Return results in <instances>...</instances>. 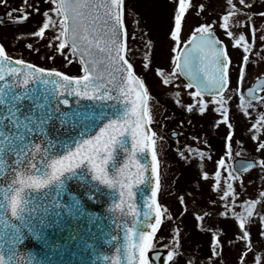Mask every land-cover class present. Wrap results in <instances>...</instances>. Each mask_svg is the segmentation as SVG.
Masks as SVG:
<instances>
[{
    "label": "snow or ice",
    "instance_id": "6c2138e0",
    "mask_svg": "<svg viewBox=\"0 0 264 264\" xmlns=\"http://www.w3.org/2000/svg\"><path fill=\"white\" fill-rule=\"evenodd\" d=\"M172 3L169 32L174 42L171 52L176 55L171 57V71L158 67L155 73L165 86L185 78L183 87L195 91L188 93L192 102L181 107L201 116L215 111L220 116L216 125L227 127L225 154L215 161L214 176L202 170L201 178L212 180L211 189L223 208L216 214L232 220L238 230L234 240L228 241L242 246L237 264H246L249 254L253 264H264V253L257 254L252 239L256 227L259 240L264 241V191L259 198L237 203L240 197L234 186L239 182L243 188L242 175L251 169L264 172V158L240 161L238 167L228 163L241 152L233 153L232 97L226 95L232 61L227 45L216 35L217 28L223 30L232 47L242 51L237 87L231 90L239 93L238 108L248 117L256 104L264 105V95H257V90L264 93V73L247 88V96L242 91L257 40L254 17L264 19V0H224L223 13L199 22L187 39L182 38V30L188 13L207 14L206 4ZM0 8L5 10L0 15L4 27L23 26L38 18L28 35L51 50L42 58L54 60L57 53L69 63L75 58L83 73L71 76L38 66L22 55L14 58L2 42L7 34L0 36V264H73V257H79L78 264H177L183 256L178 229L172 243L164 245L166 258L157 248L163 220L173 217L158 199L162 179L157 141L163 137L150 127L155 119L152 97L129 58L126 0H20L15 5L12 0H0ZM260 32L259 40L264 42V25ZM13 38L22 39L15 34ZM25 47L40 52L33 43ZM144 61L148 70L147 52ZM258 127H264V113L252 124V129ZM251 139L257 141L255 151L264 154V140L257 135ZM188 152L198 154L200 160L211 159L198 148ZM180 155L185 158L183 152ZM71 184L82 195L73 192ZM144 191L150 195L142 197L141 212L137 195ZM100 197L110 201L103 217L84 203L85 199L99 203ZM179 203L185 205L183 196ZM209 203L216 205L217 200ZM212 215L203 211L195 214V220L203 222ZM101 219L110 223H97ZM200 227L211 233L209 264H223L222 237L227 233ZM28 240L38 246V252H29L25 259L18 249ZM187 264L195 262L189 258Z\"/></svg>",
    "mask_w": 264,
    "mask_h": 264
},
{
    "label": "rangeland",
    "instance_id": "374dc122",
    "mask_svg": "<svg viewBox=\"0 0 264 264\" xmlns=\"http://www.w3.org/2000/svg\"><path fill=\"white\" fill-rule=\"evenodd\" d=\"M12 2L15 5L19 4L20 0H12ZM196 2H204L206 4L207 14L202 13L200 16H197L195 15L194 10L188 13L182 30V38L184 39H187L191 35V29L195 26H198L199 22H203L208 19H216V17L219 14H222L224 11V0H196ZM126 6V27L129 33L128 44L132 50L129 58L134 63V66L137 69L136 71H138V75L141 76V78L145 81L146 87L149 88L150 94H153L154 96L151 101L153 115L155 118L152 125L156 124V127L159 128L158 123H161V125L164 126L168 119L170 120L173 118L171 124L166 126V128L164 126L161 130L160 128L158 130L160 133L158 136L163 137L162 140L157 141V153L159 156L161 157L162 154H164L163 152L166 150V148L172 145L171 142H175L173 146L178 148L180 146H185L187 149L198 148L200 151L205 152L207 156L211 150H213V152L222 150V144L225 143L224 136L226 135L228 129L225 125H216L215 121L220 119L219 114L211 110L207 111L203 116H201L198 112L188 113L184 108L181 107V105H187L188 103L192 102L188 93L193 90L184 88L183 84L185 83L181 79H176L171 85L165 86L161 83V78L155 73V70L158 67L162 68L165 72L171 71V57L176 55V53L171 52L174 42L171 40L169 32L171 27L170 20L173 12L172 0H126ZM4 11L5 10L3 8H0V15H2ZM37 19L38 18L32 19L23 26L9 25L8 27H4L0 25V36L4 35L5 33L8 36V39L3 40L2 42L5 44L9 54L14 58H18L22 55L24 59L35 63L38 66L55 68L56 70L67 72L70 67L73 66L72 63H69L58 53L55 54L54 60L42 58L46 57L48 54H51V50L44 47V41H38L36 38H32L28 35V33L34 29ZM149 23L151 25L150 31L153 32L152 38L154 39L147 38L151 37L150 35L145 38L140 36V34L142 35L141 31L147 30L148 27H150L148 25ZM254 24L257 28V40L254 48V55L260 54L261 57H264V42L259 40L261 26L264 25V19L256 17ZM13 34L22 37V39H14ZM49 35H51V33H49ZM216 35L224 42L225 45H227L231 54L230 56L232 59H234V61H236L237 58L235 55V49L232 47L228 38L224 35L223 30L217 28ZM149 41L151 42L150 47L148 46ZM157 41L158 50L154 51L155 49L153 48H155V45H157ZM27 43H33L36 47H39L40 52H30L25 47ZM146 52L149 54L151 61L150 66L152 65V67H150L148 70H145L143 67L145 62L144 55ZM261 57L260 59H257L256 57L252 58V63H250L248 66L249 73L246 76V82L249 83V79L252 80L254 78V68L256 67V64H260L262 61ZM74 61L77 63L75 58H73L72 62ZM236 69L237 67L234 66L230 74L231 84H233L231 89L236 88L237 85ZM177 85H179V87H177ZM231 89L226 95L232 96L235 94ZM177 91L180 92L179 97L175 96ZM155 94L164 96V104L161 102L159 103V100L155 99ZM177 100H179V103H177ZM239 103V100H231L229 103L231 110L230 121L233 124L234 130L232 144L233 153L235 154V152H241V156L235 157V159H253V157L245 155V152L251 145L250 143L253 142L251 139L253 135H257L258 140H261V134H257V130L252 129V124L255 123L258 115L261 112H258L259 108L255 106L254 109L258 110L250 109V116L245 117L238 108ZM211 107L212 106L210 105L209 108L211 109ZM260 109H262L261 105ZM192 114L194 115L192 116ZM192 119L193 123L191 122ZM191 123L193 127L192 131L185 130L186 127H188V125ZM184 125L186 126L185 128ZM205 131L207 132L204 134L203 132ZM173 132L179 134L178 139L173 140L170 138V134ZM195 134H201V136L198 138V136ZM203 134L206 135V137H203ZM193 137L196 139H193ZM236 141H239V143L237 144ZM261 157L264 158V155ZM215 160L217 159L212 157L211 159L205 158V160L200 161L195 165L194 169H192L193 172L190 176L194 179V181L201 184L204 183V189L202 190H206L211 195V198H214V200L218 199V197L217 194L211 189L212 180L210 179L209 181H204L201 178V171H207L210 177L214 176V172L216 170ZM201 165L203 166L202 168ZM250 173L251 172L248 174ZM248 174L242 176L244 185L243 188L240 187L239 182H235L234 186L236 187L237 193L240 197L237 200L238 203L245 199L259 198V192L264 191V179H262V177H264V173L261 175L260 173L255 172L250 177ZM223 175L226 176L224 173ZM168 177L171 178L172 175H168ZM165 184L167 186L168 182L165 181ZM220 209H222V207L216 206V209L214 210L217 213L220 211ZM232 223L224 227L220 226L221 230L226 233L227 231L229 232V235L227 233V235L223 236L224 240H229L233 235L235 236L236 232L238 231L235 224ZM232 229L235 231H232ZM175 231L176 229L170 227L168 220L165 218L157 234L159 238H162L160 243L157 245V248L168 250L164 247V245L172 243L173 234ZM261 253H264V246L260 248L259 252H257V254ZM246 264H253L252 254H249V257L246 258Z\"/></svg>",
    "mask_w": 264,
    "mask_h": 264
},
{
    "label": "trees",
    "instance_id": "16d2710c",
    "mask_svg": "<svg viewBox=\"0 0 264 264\" xmlns=\"http://www.w3.org/2000/svg\"><path fill=\"white\" fill-rule=\"evenodd\" d=\"M148 25L150 27L147 26L148 27V29L146 27L147 30L141 31L142 35L140 34V36H142V38H145L148 35H150L151 37H147V38L151 39L153 36V32L150 31L151 28L150 23ZM156 43L157 45H155V48H153L155 49L154 51L158 50L157 48L158 41ZM72 64L73 66L70 67V69L67 72L66 71H61V72L70 74L72 76L82 75L83 73L81 71V66L78 63V61L77 63L74 61L72 62ZM150 67H152V65ZM135 70L137 69L135 68ZM136 73L138 74V71H136ZM150 96L153 99L154 97L153 94H150ZM155 99L159 100V103L161 102L162 104H164L163 95L155 94ZM193 115L194 114H192V116ZM168 120L164 125L165 128L166 126L172 123L173 118H171L169 121ZM191 122L193 123V119ZM192 123L188 125V127L184 125V128L186 127L185 130L192 131L193 129ZM158 125L160 130L164 127L161 125V123L160 124L158 123ZM152 128L158 135L160 134L158 131L159 128L156 127V124L152 125ZM206 132L207 131L203 133L205 134ZM257 134L259 135L261 134L262 136L261 140H264V127H258ZM195 135H197L198 138L201 136V134L200 135L195 134ZM203 137H206V135H204ZM174 143L175 142H171L172 145L168 146L166 150L163 152L164 154H162V156L160 157L162 190L159 195V202L168 208L169 214L172 215L173 217L171 221L168 220L170 227L176 230L178 229L180 232L179 239L182 245L181 252L183 253V256L177 258V264H187L189 258H191L195 262V264H209V253H210L209 246L211 240V233L206 231H201L200 225L202 224L204 228H208L209 226H212L213 229L215 228L220 229V226L224 227L226 225H230L233 221L230 219L226 220L222 217H219L216 214L214 209H216V206H220L218 199H215L217 200L216 205H212L211 203H209V201L214 200V198H211V195L206 190L205 191L202 190L204 189L203 187L204 183L201 184L199 182H196L192 177H190L193 172L192 169H194L196 164L202 161L200 160L198 154H193L188 152V149L185 146H180L179 148L175 147L173 146ZM250 144L251 145L249 146V148H247L245 155L250 157H256L257 159H261L262 158L261 156H263L264 154L255 151L257 147V141H253ZM222 145H223L221 147L222 150L218 152H213V150H211L208 156H211V158L212 157L216 158L217 160L220 159L222 156H224L225 154L224 143ZM181 152L184 153L185 158L181 157L180 155ZM228 163L231 164V161H228ZM221 171L225 175H227V172L223 170ZM255 172L260 173L261 175L264 173L257 167L250 174H248L249 177L252 176V174ZM168 175H172V177L169 178ZM165 181L168 182L167 186L165 184ZM180 196H183L185 199V205L187 206L188 209L186 212L184 211L185 205H181L179 203ZM222 209H220V211H222ZM203 211H212L213 215L211 217H206L203 222H197L195 220V214L197 213L202 214ZM232 224H234V222ZM232 231L235 230L232 229ZM227 233L229 235L228 231ZM230 239L234 240V235ZM252 239L256 252H259L260 248L264 246V241L259 240L257 236L256 227L252 228ZM229 240H224L222 260L226 257L238 258V253L241 250L242 246L238 241L229 244L228 243ZM212 259L218 260L221 258L213 257ZM223 264H237V262L236 261L225 262L223 260Z\"/></svg>",
    "mask_w": 264,
    "mask_h": 264
},
{
    "label": "water",
    "instance_id": "95a60500",
    "mask_svg": "<svg viewBox=\"0 0 264 264\" xmlns=\"http://www.w3.org/2000/svg\"><path fill=\"white\" fill-rule=\"evenodd\" d=\"M181 79H183L187 83V80L185 78L182 77ZM257 92H258V90H257ZM245 96H247V90L245 91ZM70 100L72 101L73 107H75V100H74V98H70ZM171 137L173 139H177L178 138V134H172ZM147 159L150 162V160H151L150 154H148ZM240 161L248 162V161H251V160L237 159V160H235L233 162V164H235L238 167ZM70 187H71V189H72L73 192L82 195V190L79 189L77 185L71 184ZM141 187H143V186H141ZM147 195H150V192L149 191H144L142 193H138V195H137V204H138V208H139V210L141 212H143V210H144L143 209V198L142 197L143 196H147ZM99 200H100L99 203H93V202L87 201L85 199L84 200V203H85L86 207L90 211H92L96 216L103 217V216L107 215L106 209H107L110 201H108L106 197H100ZM141 218H142V216H141ZM97 223L108 224V223H110V221L109 220H103V219H101ZM88 226L89 227H93V231L95 232L96 229H95L94 226H92V225H88ZM83 230L86 231V228L83 229ZM122 235H123V233L121 232V236ZM18 250L25 257V259H27V255H28L29 252H31L32 254L36 255V253L38 252V246L33 241L28 240L22 246H20ZM159 253H160V255H161L162 258H166V256H167V250L159 249ZM152 255L154 256L155 253H153ZM36 258L37 259H40L41 257L39 255H37ZM67 258L68 257L66 256L65 259H67ZM53 259H59V257H55L54 256ZM78 260H79V257H73V264H78ZM156 264H162V261H157Z\"/></svg>",
    "mask_w": 264,
    "mask_h": 264
},
{
    "label": "flooded vegetation",
    "instance_id": "af4514ba",
    "mask_svg": "<svg viewBox=\"0 0 264 264\" xmlns=\"http://www.w3.org/2000/svg\"><path fill=\"white\" fill-rule=\"evenodd\" d=\"M256 19V17H254V20ZM250 35V34H249ZM235 49V48H234ZM227 51H228V53H229V56L231 55L230 54V51H229V49H228V47H227ZM241 54H242V51L241 50H238V49H235V55H236V61H234V59H232V57L230 56V58H231V61H232V64H231V68H230V74H231V71H232V69H233V67L235 66V67H237L238 66V64L240 63V57H241ZM234 55V56H235ZM254 57H256L257 59H260V54L259 55H254V50H253V52H252V54H251V56H250V60H252V58H254ZM249 66V65H248ZM254 71L256 72H254V74H253V79L252 80H250L249 79V83L248 82H246V80H245V84H244V87H243V89H242V91H243V93L245 92V90H247V88L248 87H251V86H253L254 85V83L256 82V78H257V75L258 74H260V73H264V59H262V61L260 62V64L258 63V64H256V67L254 68ZM249 73V71H248V67H247V74ZM233 86V84H231V87ZM231 87H230V89H231ZM236 87H237V85H236ZM230 89H229V91H230ZM229 91L227 92V93H229ZM226 93V94H227ZM258 95H264V93H259ZM232 97V99L231 100H239V93H235L234 95H232L231 96ZM225 262H232V261H238V258H230V257H226V258H224L223 259Z\"/></svg>",
    "mask_w": 264,
    "mask_h": 264
}]
</instances>
